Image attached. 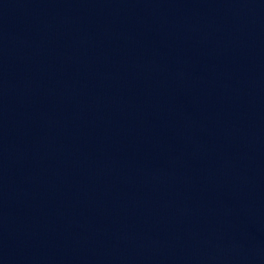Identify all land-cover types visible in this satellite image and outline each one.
I'll return each mask as SVG.
<instances>
[{
    "label": "water",
    "instance_id": "water-1",
    "mask_svg": "<svg viewBox=\"0 0 264 264\" xmlns=\"http://www.w3.org/2000/svg\"><path fill=\"white\" fill-rule=\"evenodd\" d=\"M0 264H264V0H0Z\"/></svg>",
    "mask_w": 264,
    "mask_h": 264
}]
</instances>
